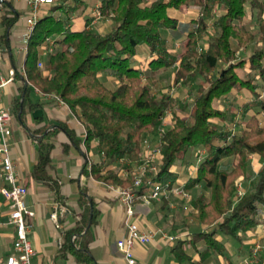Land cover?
<instances>
[{
  "label": "trees",
  "instance_id": "obj_1",
  "mask_svg": "<svg viewBox=\"0 0 264 264\" xmlns=\"http://www.w3.org/2000/svg\"><path fill=\"white\" fill-rule=\"evenodd\" d=\"M82 4V0H55L44 10L24 59V92L14 99L11 113L16 118L22 108L23 118L27 106L35 108L32 88L43 95H55L85 129L79 139L67 122L60 123L70 145L77 149L84 146L88 154L93 150L100 158L91 161L90 168L84 170L85 177L125 188L133 187V162L139 160L147 137H157L154 142L162 149L158 180L163 183L177 184L181 175L173 168L192 151L205 149L207 157L197 177L187 179L188 191L203 186L190 200L192 219L200 229L187 240H179L174 252L180 263L192 261L186 251L190 246L200 257L198 264H207L213 253H223L227 247L219 237L242 244L243 236L259 224L257 217L264 207V117L251 115L244 128L238 122L231 133L222 125H232V114L215 106L216 101L234 91H249L254 100L245 105L246 112L253 107L264 110L258 83L259 79L264 81V0H101V15L111 23L106 33L91 29L90 20L83 30L72 31V18ZM182 6L198 8V15L191 21L185 50L177 53L169 48L166 32L179 28L180 18L174 12ZM248 11L253 16L257 13V30L246 21ZM18 20L19 16L8 10L2 14L0 40ZM257 37L261 45L247 61H239L241 49ZM48 40L54 41L51 54H46ZM141 46L151 56L148 72L132 67ZM40 61L43 68L38 67ZM175 66L174 84L194 86L193 100L182 112L174 113L173 126L160 138L163 118L179 100L162 89L158 92L154 75ZM243 69L248 70L246 77L239 73ZM58 131L50 132L39 143V158L32 174L35 181L55 184L49 174L55 143L46 139ZM64 147L67 150L69 144ZM251 154L261 163L257 173L248 161ZM121 158L132 162L127 167L128 177L116 170ZM228 159L234 160L233 165L223 170ZM241 180L245 194L236 202V187ZM146 192L147 185L140 193ZM79 200L84 205L81 220L75 230L65 234L63 249L79 262L95 264L90 255L89 231L81 242L82 252L76 251L71 241L75 232L83 234L88 228L92 214L89 199L81 196Z\"/></svg>",
  "mask_w": 264,
  "mask_h": 264
},
{
  "label": "crops",
  "instance_id": "obj_2",
  "mask_svg": "<svg viewBox=\"0 0 264 264\" xmlns=\"http://www.w3.org/2000/svg\"><path fill=\"white\" fill-rule=\"evenodd\" d=\"M27 1L5 0L3 14L8 10L11 14L19 16L18 22L12 27L9 34L3 40H0V72L6 76L10 69L20 67L25 59V55L21 53L20 46L21 38L25 32V19L29 11ZM93 1L92 14L89 15L86 12L84 13L85 16L83 15L81 18L73 16L70 25L72 31L83 30L87 26V20H90L91 23L89 27L91 29L97 28L99 33H106L110 30L111 23L104 18L97 23L93 21L95 9L100 6L101 0ZM146 1L149 2L151 0ZM195 13H198V10L196 11L194 8L185 14L180 11L184 24H187L188 21L191 22L194 19H192L193 16L197 17ZM253 17L251 13L249 16L247 15V22L252 23ZM2 33L3 30L0 27L1 36ZM183 44L185 49L186 42ZM260 45L261 43L258 44V47ZM145 50L148 51L147 49ZM250 50L251 47L249 48L248 46L241 49L239 53L244 52L248 57L249 55L247 54H249ZM138 56L139 49L135 59ZM245 59L246 57L238 60L245 61ZM142 60V70L148 72V65L151 61L150 54L142 58ZM19 64L20 66H18ZM177 68L175 66L173 70ZM156 81L158 82V80ZM22 83L26 85L23 78L19 76L11 85L1 91V94L3 91L6 92L7 99L14 96L9 104V100L6 102L5 98L0 95L2 105L10 111H12L14 99L23 95L24 91L21 92L20 90ZM179 88V92L185 94L186 89L181 86ZM32 89L31 99L35 108L27 106L23 118H21L22 108L17 112V116L12 122V137L9 139V143L19 183L25 185L28 189L26 204L35 213L34 218L30 220L33 228L29 233L30 241L36 251L34 262L36 264H84L77 261L76 256L73 254L64 253L63 247L65 234L75 230L81 220L84 205L80 203L79 199L81 196H85L89 199L92 214L88 228L84 233L78 234L75 232L71 236V241L76 247V251H83L81 242L84 234L89 231V235L92 237L90 255L94 258L95 264H128L117 247V241L122 239L127 232L124 206L109 192L108 184L85 177L84 170L89 168L92 160H97V155L92 152L88 154L84 146L82 149H77L70 145L66 134L59 128L60 123L67 122L71 128L77 131L78 138L81 139L84 134L82 125L79 124L76 115L64 104L40 94L34 88ZM159 91L160 88L158 89ZM260 91L264 100V90L260 88ZM225 100L216 101L215 106L227 113H231L234 122L239 117L241 128L246 126V120L251 115L264 117V110H262L263 115H260L261 109L257 110L258 107H253L246 112L245 105L252 103L254 100V96L249 91H234ZM240 109H244L245 113L243 112V115H241ZM229 125L230 123L222 125L225 131H227ZM171 126H173V122L166 118L164 127L169 129ZM54 130L59 131L56 135L48 136L46 142L55 143L52 152L53 164L49 171L50 177L55 184L52 181L48 183L35 181L32 174L39 158V143L43 137ZM25 131L28 132V135L25 134ZM65 144H69L67 150H65ZM23 145L25 150H23ZM33 149H37V152L35 153ZM141 151H144L143 146ZM141 151L140 153H142ZM194 153L195 151H192L191 154L194 155ZM258 159L253 154L248 157V161L254 169H256L255 164L259 165L255 173L261 168V163ZM178 165L173 168V171L177 173ZM181 176L179 181H187L190 178L189 175ZM195 176L197 177V174ZM3 185L4 183L0 182V188ZM196 187H199V185H196ZM172 199L183 201L179 197L172 196L171 199L153 201L149 205H145L141 201L135 203L136 220L142 230L150 231L162 228L168 235L176 237L174 241L157 237L147 244L136 245L135 257L137 264H198L200 257L196 250L190 246H186V251L192 257V261L180 263L175 255L174 247L176 243L179 240H187L192 232L200 228L192 219V215L190 218L189 215L186 218L185 213H181L180 208L182 207L179 208V204ZM54 214L57 216L56 219L52 217ZM93 214L95 215L94 221L92 220ZM8 216V203L0 194V264L6 262L8 257L15 255L13 247L15 229L8 224ZM257 218L259 224L243 236L242 244L237 242L229 243L224 237L220 236L219 238L226 243L227 247L223 253H213L211 260L207 264H244V261L251 257L252 248L256 243L264 246V207L260 209ZM191 223L196 227L191 229ZM201 246L199 248H202ZM263 263L264 248L260 250L257 259L251 264Z\"/></svg>",
  "mask_w": 264,
  "mask_h": 264
},
{
  "label": "built area",
  "instance_id": "obj_3",
  "mask_svg": "<svg viewBox=\"0 0 264 264\" xmlns=\"http://www.w3.org/2000/svg\"><path fill=\"white\" fill-rule=\"evenodd\" d=\"M27 3L29 11L25 19V32L21 38L20 46L21 53L23 55H26L27 53L31 35L40 21L44 10L53 5L55 0H28ZM4 8L5 0H0V19ZM102 19L103 17L98 6L95 9L93 21L97 23ZM47 47L46 54L53 53L54 41L48 40ZM38 67H44L42 61L38 63ZM19 76L26 79L24 62L20 67L10 69L7 76L0 72V95L1 91L11 85ZM44 96L56 99L64 104L55 95ZM13 120L14 116L10 110L2 105L0 96V182L4 183V185L0 188V194L8 203V224L13 226L15 229V239L13 243L15 255L8 257L7 261L2 264H36L34 262L36 251L29 238V233L33 228L30 220L34 218L35 213L26 204L28 189L25 185L19 183L16 165L10 150L9 139L12 137ZM238 122L239 117L236 118L232 125L227 127V131L234 133ZM79 124L81 123L79 122ZM164 132L165 129L160 130V138L163 136ZM161 152L162 149L158 145L149 153L143 151L139 154V164L136 171L137 174H135L132 188H125L110 184L107 186L113 197L119 200L125 208V227L127 232L122 239L117 241V247L128 264H137L135 257L136 245L147 244L155 240L157 237H161L169 241H174L176 239V237L168 235L162 228H156L150 231L142 230L139 226V222L136 220L137 212L135 209V203L137 201H141L145 205H149L151 201L168 199L172 196L179 197L186 202H189L192 199L191 192L187 190V181H179L177 184H172L171 182L163 183L158 180ZM194 155L195 162L190 170L191 178L198 172L200 165L206 159L207 151L205 149H198L195 151ZM131 163V161L121 158L117 161L116 165L120 164L122 166H127ZM120 171L123 173L122 175L126 177L130 174L128 169H122ZM145 185H147V192L141 194L140 191ZM242 186V182L239 181L237 183L235 194L236 202L245 194ZM52 217L53 219L57 218L56 214ZM263 248L264 246L256 243L252 248L251 257L246 259L244 264H251L254 260H256L260 250Z\"/></svg>",
  "mask_w": 264,
  "mask_h": 264
},
{
  "label": "rangeland",
  "instance_id": "obj_4",
  "mask_svg": "<svg viewBox=\"0 0 264 264\" xmlns=\"http://www.w3.org/2000/svg\"><path fill=\"white\" fill-rule=\"evenodd\" d=\"M84 2V4H83V6L80 8V9H78L77 11H76V13H75V15L74 16H77L76 18H81L83 15L85 16V14L84 13H88L89 15L90 14H92L91 12H92V7H93V4H94V1L93 0H84L83 1ZM192 8H194V9H196V11H197V9L198 8H195L194 6H190L189 8L187 7V6H182L181 7V9H179L180 11H182V13L183 14H185L187 11H189L190 9H192ZM180 11L179 12H177V13H175L174 12V14H175V16L176 17H178V18H180V25H179V28L176 30V31H168V32H166V35L170 38V41H169V43H168V46H169V48L172 50V51H174V52H177V53H179V51H184L185 49H184V44L183 43H185V42H187V38H188V33H189V31L191 30V28H192V24H191V22L190 21H188L187 22V24H184V22H183V18L181 19V14H180ZM196 15H198V13H195ZM256 14V16H254L253 17V19L254 20H252V24H254V23H256V24H254L253 26H255V30H257V28H258V26H257V24H258V22H257V13H255ZM250 15V12L248 11V16ZM195 17L196 16H193L192 17V19L194 18L195 19ZM190 18V17H189ZM246 21H248L247 19H246ZM82 22V21H81ZM96 32H99L98 31V29L97 28H95L94 29ZM101 33V32H100ZM259 43H261V42H259V37H257V39L254 41V42H252V44H250L249 45V48L251 47V50H250V52H249V54H247V55H249L248 57L244 54V52H241V53H239V55H238V59L240 58V59H244L245 57H246V59H245V61H247L248 59H249V57L251 56V53H253L254 52V50H255V48H257L258 47V44ZM177 44H179L178 46H177ZM203 47V46H202ZM146 48H145V46H141L140 48H139V56L135 59V61L132 63V67H134V68H136V69H142V62H143V60H142V58H144V57H146L147 55H149V52L148 51H146L145 50ZM184 49V50H183ZM243 49V48H242ZM18 66H20V64L18 65ZM173 69H171V70H167V71H165V72H159V73H157V74H155L154 76H155V78H156V80H158V82H157V84H158V87L160 88V89H162L163 90V92L164 93H170L172 96L174 95V96H178L177 98H178V100H179V104L175 107V108H173V110H169V112H167L166 113V115H165V117L163 118V122H164V120L167 118V119H169V120H171L172 122H173V120H174V113L175 112H182L183 111V107H186V106H188L191 102H192V100H193V90H194V86L193 87H191V86H189V87H186L185 89H186V92H185V94H181L179 91H180V84H174V75H175V71L176 70H173ZM247 71L245 70V69H243V70H241V71H239V73H240V75L241 76H244V77H246L247 75V73H246ZM103 77V76H102ZM258 83H259V85H260V88L261 89H263L264 90V81L262 80V79H259V81H258ZM24 86L25 85H23V83L20 85V90L22 89V88H24ZM114 86H115V84H114ZM4 93V94H3ZM3 94V95H2ZM2 94H1V96L3 97V98H5L4 100L6 101V102H8V100H9V104H10V102L12 101V99L14 98V96H11V97H9V99H7L6 98V92H2ZM264 94V93H263ZM264 98V97H263ZM11 100V101H10ZM56 100V99H55ZM223 100H225V99H223ZM223 100H221V101H223ZM56 101H58V100H56ZM226 101V100H225ZM58 102H60V101H58ZM61 103V102H60ZM62 104V103H61ZM65 105V104H64ZM218 105H219V103H218ZM217 105V106H218ZM66 106V105H65ZM67 107V106H66ZM68 108V107H67ZM260 109V107H258L257 108V110H259ZM240 111H241V115H243V112L245 113V111H244V109H240ZM263 111H261L260 112V115H263V113H262ZM234 123V122H233ZM232 123V124H233ZM162 126H163V124H162ZM161 129H165V130H167L165 127L163 128V127H161L160 128V130ZM160 132V131H159ZM25 134L26 135H28V132L27 131H25ZM159 137V136H158ZM158 138L157 137H153V136H150V137H147L146 138V140L142 143V146H143V148H144V152H146V153H149V152H151L153 149H155V147L157 146V143H155L154 142V140H157ZM23 150H25V146L23 145ZM33 151H35V153L37 152V149L36 150H34L33 149ZM93 154H94V151L92 150L91 151ZM187 159H185V161L183 162V163H181L180 165H178V167H177V171H178V174L179 175H189V177L191 176V173H190V170L192 169V166H193V163L195 162V155H193V154H188V156L186 157ZM100 158L97 156V160H99ZM259 160V159H258ZM139 161V160H138ZM138 161H136V162H133V165H134V167H133V170H132V172L134 173V175H133V181H134V178H135V174H137L136 173V171H137V167H138V164H139V162ZM233 159H228V160H226L225 162H224V166H223V170H227L228 169V167H231V165H233ZM129 165H127V166H122V165H116V170L119 172L120 170H122V169H126L127 170V167H128ZM255 166H256V169H254V167H252V170H253V172L255 173L256 171H257V169H258V167H259V165H256L255 164ZM191 167V168H190ZM198 173V172H197ZM196 173V174H197ZM120 174L122 175L123 173H121V171H120ZM124 176V175H123ZM124 177H126V176H124ZM128 177V176H127ZM182 177V176H181ZM194 178H196V176L194 177ZM189 179V178H188ZM244 181V180H243ZM239 182V181H238ZM241 182H242V180H241ZM247 182V181H246ZM245 182V184L246 185H248V186H250L249 185V183L247 182L246 183ZM242 184H244V183H242ZM111 185H113V184H111ZM243 187V186H242ZM193 189H195V190H193ZM193 189H191L190 190V192H191V194H192V197L195 195V194H198V191L200 190H202L203 189V186L202 185H199V187H194ZM236 189H237V187H236ZM249 189H250V191H252V187H249ZM205 193H206V195L207 196H210V191L209 190H206L205 191ZM172 197H170V198H168V199H171ZM174 202H177L178 204H179V208L180 207H182V208H180V210H181V213L182 214H184L185 213V217L186 218H188V215H189V218H190V216H191V214H192V205H191V203H190V201L189 202H186V201H184L183 199H181V200H183V201H180V200H176V199H172ZM154 201H157V200H154ZM151 202H153V201H151ZM194 210V209H193ZM184 211V212H183ZM187 213V214H186ZM189 221V220H188ZM192 225H190V226H192L191 227V229H193V228H195L196 226L193 224V223H191ZM224 241H226L225 239H224Z\"/></svg>",
  "mask_w": 264,
  "mask_h": 264
}]
</instances>
